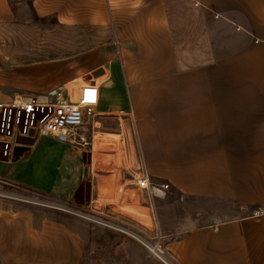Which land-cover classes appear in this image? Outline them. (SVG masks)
Wrapping results in <instances>:
<instances>
[{"label": "crops", "instance_id": "crops-1", "mask_svg": "<svg viewBox=\"0 0 264 264\" xmlns=\"http://www.w3.org/2000/svg\"><path fill=\"white\" fill-rule=\"evenodd\" d=\"M32 6L60 23L112 24L120 46L31 68L11 88L10 74L0 77V100L15 89L46 93L77 79L99 85L92 147L44 135L25 141L29 148L19 158L0 159V264L81 262L85 245L77 231L36 218L31 207L15 208L7 190L69 199L90 172L95 176L96 137L133 129L139 147L127 165L139 166L141 153L152 180L179 193L231 200L245 211L172 241L179 263L264 264V214H255L264 209V0H33ZM12 15L9 0H0V20ZM59 66L68 68L65 76Z\"/></svg>", "mask_w": 264, "mask_h": 264}, {"label": "rangeland", "instance_id": "rangeland-1", "mask_svg": "<svg viewBox=\"0 0 264 264\" xmlns=\"http://www.w3.org/2000/svg\"><path fill=\"white\" fill-rule=\"evenodd\" d=\"M32 2L9 0L13 15L9 20H0V77L3 72L10 74L11 80L5 82L9 88L25 79V71L31 68L65 63L95 49L114 51L120 46L112 24L60 23L54 15L37 14ZM56 71L61 77L68 73V68L59 66ZM20 91L15 89L12 95ZM111 137L118 139L116 144H121L119 136ZM102 144H96L95 176L90 172L86 183L73 197L57 198L10 186L6 199L15 208H33L38 219H58L77 231L85 245L82 261L78 264H165L151 255L139 241L118 230V220L124 218L120 213L128 215L125 218L129 221L133 217L149 227H152V221L148 209L138 203L136 188L121 181V170L128 164L121 145L101 149ZM85 161L88 165L90 155ZM115 172L120 173L119 184L116 185L110 178ZM93 184L99 189L100 196L99 202L91 205L92 199L97 197L96 189L93 193ZM106 189L113 192L108 193ZM156 203L165 245L179 239L192 227L231 219L245 212L231 200L187 195L173 188Z\"/></svg>", "mask_w": 264, "mask_h": 264}, {"label": "built area", "instance_id": "built-area-1", "mask_svg": "<svg viewBox=\"0 0 264 264\" xmlns=\"http://www.w3.org/2000/svg\"><path fill=\"white\" fill-rule=\"evenodd\" d=\"M98 104V83L78 79L66 82L57 91H20L8 100H0V159H13L18 146H28L22 142L35 141L44 135L74 146L92 147L96 126L91 120L98 116ZM120 140L130 161L139 147L135 129L122 133ZM138 164L137 167L132 163L127 165L124 175L127 185L136 188L138 202L148 209L152 227L139 219L129 218L131 216L129 221L125 218L128 215L120 213L124 218L118 220L117 228L139 241L151 255L165 264H180L177 255L164 243L157 215L156 202L168 195L171 184L152 180L141 153ZM255 214L263 215L264 209H257Z\"/></svg>", "mask_w": 264, "mask_h": 264}, {"label": "bare ground", "instance_id": "bare-ground-1", "mask_svg": "<svg viewBox=\"0 0 264 264\" xmlns=\"http://www.w3.org/2000/svg\"><path fill=\"white\" fill-rule=\"evenodd\" d=\"M111 136H113L112 134H100V135H98L97 137H96V143H98V142H103V144L102 145H100L102 148L101 149H107L108 147H115V145H121V144H116L117 143V140L118 139H113ZM120 147H122V145L120 146ZM97 157V156H96ZM113 159V158H112ZM114 159H115V157H114ZM95 160H97V159H95ZM127 162V161H126ZM124 163H125V161H124ZM123 165V164H122ZM125 165V164H124ZM117 171V170H116ZM110 178H111V180L112 181H114V185H116V184H119V180H120V174L118 173V172H116V173H114V174H112L111 176H110ZM110 180V181H111ZM110 185H111V183H110ZM102 186H104V185H102ZM107 186V185H106ZM113 187V185L111 186V188ZM117 187H119V186H117ZM107 188L109 189V187L107 186ZM115 188V187H114ZM114 188H112V189H114ZM102 190L104 189V188H101ZM108 189H106L105 191H108V193L109 192H113V191H109ZM118 189V188H117Z\"/></svg>", "mask_w": 264, "mask_h": 264}, {"label": "water", "instance_id": "water-1", "mask_svg": "<svg viewBox=\"0 0 264 264\" xmlns=\"http://www.w3.org/2000/svg\"><path fill=\"white\" fill-rule=\"evenodd\" d=\"M22 143H24V144H29V143H27V142H22ZM28 148H29V146H18L17 148H16V151H15V158H19L20 156H22L23 155V153L25 152V151H27L28 150Z\"/></svg>", "mask_w": 264, "mask_h": 264}, {"label": "trees", "instance_id": "trees-1", "mask_svg": "<svg viewBox=\"0 0 264 264\" xmlns=\"http://www.w3.org/2000/svg\"><path fill=\"white\" fill-rule=\"evenodd\" d=\"M57 19V18H56ZM58 21V20H57ZM59 22V21H58ZM82 261V260H81Z\"/></svg>", "mask_w": 264, "mask_h": 264}]
</instances>
